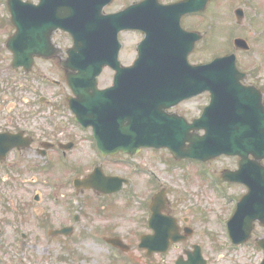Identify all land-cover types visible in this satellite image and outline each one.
Here are the masks:
<instances>
[{"label":"rangeland","instance_id":"1","mask_svg":"<svg viewBox=\"0 0 264 264\" xmlns=\"http://www.w3.org/2000/svg\"><path fill=\"white\" fill-rule=\"evenodd\" d=\"M132 1L112 0L105 9L107 12L115 11ZM247 1L251 3L244 0H214L208 5L203 16L199 17L201 22L197 23V30L203 34V39L190 56L193 63L208 62L228 53L232 47V35L237 36L245 31L252 33H248L250 37L247 38L253 48L249 52L238 51L241 65L264 67V0ZM233 7H241L245 12V19L240 21V25L236 22ZM2 17L0 7V36L4 40L8 30L4 21L1 22ZM258 34H262L260 40ZM55 41L63 49L71 44L68 35L59 31L55 34ZM135 41L134 34L126 38L128 49L121 54L125 64L132 59L131 46ZM9 58L8 51L0 58L6 59L7 68ZM42 77L60 80L58 95H53L56 87L46 84ZM110 77L111 72L104 69L98 81L99 87L109 85ZM69 93L64 75L53 61L37 59L29 77L20 72L0 73V118L7 120V123L2 122L3 126L12 130L26 126L34 138L32 149L25 152L23 161L26 165L14 166L12 179L0 183V226L5 227L0 235V257L4 258L0 264H175L182 250L193 243L201 246L207 264H259L262 251L253 245V239L264 236V227L257 225L251 242L235 247L228 242L223 227L231 216L228 195L234 193L240 196L246 192V188L237 183H225L226 194H221L204 177L210 172L218 177L226 168L237 167L235 157L218 155L200 163L192 159L176 160L165 148H141L133 158L124 157L127 160L119 162L108 158L100 163L106 174L129 177L130 185L123 191L98 197L88 190L76 193L72 184L64 183L61 178L68 176L72 164H81L86 173V169L98 161L94 144L86 140L89 138L88 132L86 135L78 132L68 120L70 112L66 96ZM41 94L53 97H49L50 102L41 104L38 102ZM207 102L208 95L203 94L176 105L173 111L191 120L197 117ZM56 138H71L75 142L68 150L70 164L65 168H61L54 150H50L46 160L33 154L35 146L42 140ZM134 164L138 172L133 170ZM32 176L35 177L34 181H31ZM162 188L166 190L171 213L179 219L187 217L193 234L176 246H170L164 253L146 257L137 243L142 233L150 231L147 227L150 201L154 193ZM35 194L39 195V200L33 199ZM55 194L59 198L56 199ZM231 198L235 199L233 195ZM69 212L79 215L71 233L47 235L48 229L72 222ZM19 216L24 219L22 225L17 221ZM44 216H48L47 221L42 218ZM3 220L8 222L1 224ZM20 231L27 234L23 248ZM103 236H118L130 248L126 252L111 250L103 243ZM113 252L117 254L114 259Z\"/></svg>","mask_w":264,"mask_h":264},{"label":"water","instance_id":"2","mask_svg":"<svg viewBox=\"0 0 264 264\" xmlns=\"http://www.w3.org/2000/svg\"><path fill=\"white\" fill-rule=\"evenodd\" d=\"M9 2L16 29L7 41L13 53V67L29 69L34 55L51 57L56 50L51 43L53 30L60 28L71 34L73 46L67 50L63 63L67 83L74 93L69 106L79 122L92 126L102 153L133 154L142 146H152L168 148L176 159L237 155L239 168L226 171L222 178L244 182L249 190L229 221V235L235 243L245 241L254 219L264 223V166L259 162L264 158V106L257 89L240 83L243 74L236 68L234 55L191 65L187 61L189 48L179 60L168 55L169 67L162 64L161 57L141 65L142 53L131 67H121L117 60V32L128 27L166 29L167 37L162 32L159 39L168 42L166 50L177 55L171 47L174 40L169 29L179 25L184 12L204 8L206 0H183L164 7L145 0L110 14L101 12L110 0H40L36 5L20 0ZM197 38L198 35L190 34L191 43ZM148 39L147 35L145 42ZM237 44L242 46L244 42L238 39ZM104 65L116 73L113 85L99 90L96 76ZM140 66L144 68L141 70ZM202 91L209 92V104L192 122L165 112L177 101ZM200 129L203 134L196 132ZM17 140L16 136L0 134V156L11 146L20 145ZM76 182L103 192H112L121 185V179L99 177L98 171ZM162 193L157 194L151 208L149 226L154 233L142 235L139 244L148 253L165 251L170 240L178 239L174 221L160 214L162 204H158L157 197ZM112 242L124 247L119 239ZM256 243L264 250V239ZM187 254L188 260H180L181 264L205 263L199 246Z\"/></svg>","mask_w":264,"mask_h":264},{"label":"flooded vegetation","instance_id":"3","mask_svg":"<svg viewBox=\"0 0 264 264\" xmlns=\"http://www.w3.org/2000/svg\"><path fill=\"white\" fill-rule=\"evenodd\" d=\"M136 1H139V0H134V2H136ZM158 1L160 3L165 4V3L175 2V1H178V0H158ZM211 1H213V0H209V2H211ZM0 7H1V10H2V15H3V17H2L3 20H1V22L3 23V21H4L5 25L7 26L8 34H10V32H11V23H10L9 14L7 13V11L5 12V10H6L5 0H0ZM237 8H241V7H237ZM233 12H234V16L236 14V17H238V18L243 17V19H245V12H244L243 9H241V10L234 9ZM200 13L201 12H193V13H187V14L182 15V17L180 19L181 27L184 30H186V31H192V32L200 33L197 30V23H199V21L201 22L199 17H202L201 15H198ZM193 18L194 19L197 18V19L195 21H192ZM237 21H239V20H237ZM256 29L259 30L260 28L257 27ZM3 33L5 34V32H3ZM121 33H122V36H123L122 39H123V41L125 43H126V36H127L128 33H132V34L136 35V41H135L134 45L131 46V48L133 50L132 51V60H134L138 56V54L140 52L139 46H140V43L142 42V39L144 38V34L141 31H139V30H135V31L127 30V31H122ZM244 34L246 35V33H244ZM174 36H175V40H177V38L179 36V33L174 32ZM259 36H261V35H259ZM1 39H2V37L0 36V41H1ZM200 40H202V39L200 38L199 40H197L194 43L193 49L191 50V55L196 51L195 49L197 48V44H198V42ZM248 43H249L250 46L248 45ZM244 44L246 45V51L245 52H249L250 48L252 46V42L249 40V38H247L246 42H244ZM158 45H159V43L155 44L153 46V48L157 47ZM176 47H179V48H182V47L185 48L186 47L187 48L188 47V40L186 38H184L183 41H180V42L177 40ZM237 47H239V46H237ZM153 48H152V51H153ZM144 49L149 50L151 48L150 47H145ZM5 52L6 51L3 52L2 48H0V58H1V56H3V54ZM263 62H264V56H263ZM0 67H1L0 73L1 72L4 73V72L7 71V69H6V59H3V60L1 59L0 60ZM241 71L244 73L243 83L246 84V85L255 86L256 88H258L261 91V93H262V95L264 97V67L260 68L257 64H251V65H249L247 67H244L243 70L241 69ZM52 83H53V81H52ZM58 84H59V82H58ZM56 85L57 84H55V86ZM39 100L43 101V99H41V98ZM179 104H181V103H179ZM169 111H173V108L170 109ZM2 122L7 123V120H3L2 118H0V134L15 135L18 138L17 142H19L20 144L26 142L25 138H27L28 135H29V133L26 132V130H25L26 126H24L23 129H21L19 127V128H16V129L12 130L10 127L3 126ZM70 122L72 124H75L71 120H70ZM84 132H87V131H84ZM88 132L91 133V130L88 131ZM29 136H31V135H29ZM30 140H31V145H33V141H34L33 138H31ZM86 140H88L90 142V137L88 139H86ZM47 143H51V145H49ZM60 143L62 144L61 146L59 145ZM74 144H75V142L71 138H67V139L56 138L52 142H40L38 147H36L34 149L33 154L36 157L45 158L48 155V151L49 150H55V152L58 155H59L58 152H60L64 156L66 154V152H67L66 149L68 147H73ZM54 147H56V149ZM28 149H31V146L27 147V146L20 145L19 147H14L13 149L7 151L5 156H2V157L0 156V183H4V182L7 183L9 180L12 179L11 170H12V168H14V166L17 167L19 164L20 165H25L23 160H24V157H26V153L25 152H27ZM103 161L104 160L98 161V162H95V163L99 165ZM86 170H89V168H87ZM19 197H22V195H20ZM169 213L172 214L170 209H169ZM72 219L77 221L79 219V215L78 214L77 215L74 214L72 216ZM180 219H181V223L182 224L179 223V229H180L181 232H183L184 218H180ZM180 219L177 218V221L180 222ZM23 220H24L23 217L19 216V219L17 220V221H19L18 222L19 225H22L21 221L23 222ZM5 222H8V221L7 220H3V221H1V224L5 223ZM64 225H66V224H61L59 227L64 226ZM4 229H5V227H1L0 226V235L2 234ZM23 234L24 233L20 231V236L21 237L23 236ZM16 241H17V239H16ZM176 245L174 244V246H176ZM25 246H26L25 240L22 239V248L25 247ZM188 248H190V246L184 248L182 250V254H184V252L187 251ZM3 254L5 255L6 253L3 252ZM182 254H180L179 257L182 256ZM2 260L4 261V258L0 257V262H2ZM19 261L21 262V259Z\"/></svg>","mask_w":264,"mask_h":264}]
</instances>
